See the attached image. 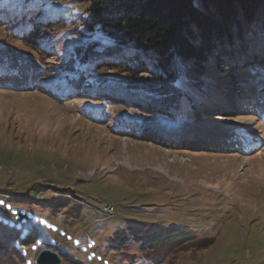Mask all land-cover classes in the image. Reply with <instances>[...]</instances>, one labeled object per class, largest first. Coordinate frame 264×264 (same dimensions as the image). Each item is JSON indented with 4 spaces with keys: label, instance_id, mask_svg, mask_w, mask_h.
Instances as JSON below:
<instances>
[{
    "label": "rangeland",
    "instance_id": "1",
    "mask_svg": "<svg viewBox=\"0 0 264 264\" xmlns=\"http://www.w3.org/2000/svg\"><path fill=\"white\" fill-rule=\"evenodd\" d=\"M22 2L44 23L37 49L21 39L27 26L12 32L4 23L17 9L5 4L0 50L56 70L36 84H0V239L17 254L1 253L0 264H36L45 248L60 264H264V64L250 61L264 51H233L230 72L212 56L209 86L190 91L193 109L183 96L179 109L158 113L142 91L133 94L140 103L114 81L94 84L98 94L88 98L55 80L76 46L102 38L85 30V4ZM58 11L60 23H52ZM138 127L146 133L132 135ZM245 134L254 151L237 152Z\"/></svg>",
    "mask_w": 264,
    "mask_h": 264
},
{
    "label": "trees",
    "instance_id": "2",
    "mask_svg": "<svg viewBox=\"0 0 264 264\" xmlns=\"http://www.w3.org/2000/svg\"><path fill=\"white\" fill-rule=\"evenodd\" d=\"M18 1L0 0V5L6 4L7 8L17 7L9 10L11 13L3 21L12 32L14 27L27 26V32L21 39L31 43L35 50L37 31L44 23L34 21L39 9L29 8V4L21 6L23 0L21 4ZM24 1L44 4L46 0ZM76 3L87 5L83 23L88 35L97 32L102 40L80 44L81 50L76 46L75 56L60 65L59 76L55 80L75 84L77 90L85 89L84 95L88 98L98 94L91 90L94 84L110 85V81H114L112 85L131 90L130 97L141 100L140 103H143V98L133 94L138 91H142L140 95L146 94L147 101L155 104L146 105L148 109L158 113L163 110L168 114L171 108H180L183 96L191 102V90L203 93L209 86L212 56L221 68L227 66L230 72L231 67L237 66L236 60L230 62L233 51H264V0H76ZM60 14L62 12L59 11L52 13V23H60ZM38 52L46 57L45 51ZM256 56L260 59H254ZM250 57L252 63L264 64V56L253 52ZM40 61L32 56L0 50V73L2 69L5 73L0 74V84H36L40 79H52V71L56 69L48 70ZM247 63L249 60L245 59L239 66ZM144 70L154 78L151 83L137 79V73ZM108 71H116L113 73L118 75L111 78ZM48 83L51 85L52 81ZM246 90L250 91V88ZM102 100L115 99L102 96ZM190 106L193 109L194 103L191 102L187 108ZM128 108L137 110L132 106ZM87 114L89 119L99 118ZM133 131L132 135L136 136V132L139 136L146 133L140 134L139 127ZM150 133L155 134L152 137H160L157 130ZM254 146L253 140L249 146L234 150L252 152ZM24 240L26 244L31 243L27 237ZM6 245L0 239V254L6 255L8 249L13 251L12 246ZM14 255L17 254L14 252Z\"/></svg>",
    "mask_w": 264,
    "mask_h": 264
},
{
    "label": "water",
    "instance_id": "3",
    "mask_svg": "<svg viewBox=\"0 0 264 264\" xmlns=\"http://www.w3.org/2000/svg\"><path fill=\"white\" fill-rule=\"evenodd\" d=\"M36 264H60L59 255L50 249H42L36 256Z\"/></svg>",
    "mask_w": 264,
    "mask_h": 264
},
{
    "label": "bare ground",
    "instance_id": "4",
    "mask_svg": "<svg viewBox=\"0 0 264 264\" xmlns=\"http://www.w3.org/2000/svg\"><path fill=\"white\" fill-rule=\"evenodd\" d=\"M69 91H72L71 89L69 90ZM259 98L261 99V101H264V95L263 96H259ZM224 100H226V99H224ZM215 103V102H214ZM216 104H218V103H216ZM214 105V107H217L215 104H212V106ZM224 107H225V105L222 103L221 105H220V107H219V109H224ZM215 109V108H214ZM217 110V109H216ZM171 133V132H170ZM171 135H173V133H171ZM199 141H201V140H199ZM106 213H107V211L106 210H104Z\"/></svg>",
    "mask_w": 264,
    "mask_h": 264
},
{
    "label": "built area",
    "instance_id": "5",
    "mask_svg": "<svg viewBox=\"0 0 264 264\" xmlns=\"http://www.w3.org/2000/svg\"><path fill=\"white\" fill-rule=\"evenodd\" d=\"M104 210L107 211V213L111 214L113 212V206L112 205H105Z\"/></svg>",
    "mask_w": 264,
    "mask_h": 264
}]
</instances>
